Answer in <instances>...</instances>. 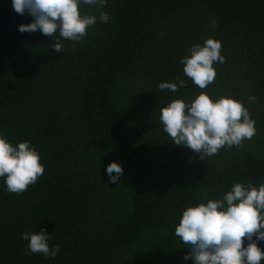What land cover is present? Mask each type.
I'll return each mask as SVG.
<instances>
[{"label": "trees", "instance_id": "1", "mask_svg": "<svg viewBox=\"0 0 264 264\" xmlns=\"http://www.w3.org/2000/svg\"><path fill=\"white\" fill-rule=\"evenodd\" d=\"M78 9L96 23L79 42L61 38L55 53V37L18 31L32 17L0 0V134L13 145L29 141L44 168L19 194L0 178V264H192L174 234L182 210L222 198L234 183H264V0H107ZM209 37L225 59L200 89L180 58ZM179 80L185 86L175 92L157 87ZM200 92L242 101L254 136L203 160L177 146L160 108ZM113 161L123 174L108 184ZM40 229L50 248L60 246L54 259L21 239Z\"/></svg>", "mask_w": 264, "mask_h": 264}, {"label": "clouds", "instance_id": "2", "mask_svg": "<svg viewBox=\"0 0 264 264\" xmlns=\"http://www.w3.org/2000/svg\"><path fill=\"white\" fill-rule=\"evenodd\" d=\"M107 0H11L17 14L25 11L31 22L17 26L20 32H39L55 37L52 50L60 53L61 38L79 42L86 29L96 23L95 15L81 14L78 6L105 5ZM108 13L99 12L100 22L106 23ZM215 26V21H212ZM221 42L206 38L203 44L195 43L188 49V55L180 58L183 73L200 89L213 82L216 72L214 62L223 63L220 54ZM185 81H162L157 84L161 90L175 92L184 87ZM249 96V102L255 101ZM159 121L163 132L177 146H186L203 160L215 155L222 147L240 146L243 140H250L255 134L254 120L244 103L231 96L210 98L204 92L196 95L190 103L181 98L171 100L162 106ZM44 168L34 146L29 141L15 145L0 134V178L5 191L22 193L43 174ZM108 184H117L123 174L121 165L115 161L106 165ZM174 234L189 249L183 259L191 258L192 264H261L264 251L257 241H264V183H234L222 198L209 199L182 210ZM253 237H255L253 239ZM21 239L27 241V251L55 258L59 245L48 244L45 229L25 232ZM248 242L243 244V240Z\"/></svg>", "mask_w": 264, "mask_h": 264}, {"label": "rangeland", "instance_id": "3", "mask_svg": "<svg viewBox=\"0 0 264 264\" xmlns=\"http://www.w3.org/2000/svg\"><path fill=\"white\" fill-rule=\"evenodd\" d=\"M148 117H149L148 114H144V115H143V118H144L146 121H147V118H148ZM149 131H150V128H149V126L146 124L145 127H144L143 132H144L145 134H147Z\"/></svg>", "mask_w": 264, "mask_h": 264}]
</instances>
